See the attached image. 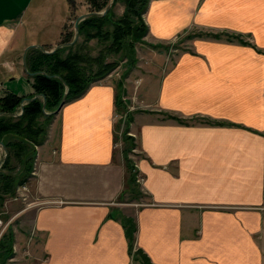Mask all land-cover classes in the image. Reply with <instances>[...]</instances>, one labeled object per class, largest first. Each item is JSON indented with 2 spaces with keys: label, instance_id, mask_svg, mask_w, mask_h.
Masks as SVG:
<instances>
[{
  "label": "crops",
  "instance_id": "obj_1",
  "mask_svg": "<svg viewBox=\"0 0 264 264\" xmlns=\"http://www.w3.org/2000/svg\"><path fill=\"white\" fill-rule=\"evenodd\" d=\"M47 1L0 0V98L36 96L24 52L55 44L66 19V0ZM143 19L147 43L180 53L144 79L147 107L131 127L150 200L127 216L136 246L152 264H263L264 0H151ZM115 96L93 83L55 117L36 148L30 205L9 219L8 264H132Z\"/></svg>",
  "mask_w": 264,
  "mask_h": 264
},
{
  "label": "trees",
  "instance_id": "obj_2",
  "mask_svg": "<svg viewBox=\"0 0 264 264\" xmlns=\"http://www.w3.org/2000/svg\"><path fill=\"white\" fill-rule=\"evenodd\" d=\"M124 2L127 5L124 18L119 21H112L109 12L106 16L98 18L95 16L88 17L81 24H79V35L84 34L87 40L98 38L102 41H108L111 38L114 40V45L119 48L125 45V42L131 39L130 48L134 47L136 43H143L148 33V26L146 25L143 15L146 12L151 0H115V2ZM93 11L96 13L105 10L110 4V0H88ZM71 9L75 8V3L68 0ZM137 9V11L135 10ZM137 14L135 19L131 14ZM123 17V16H122ZM110 22L113 26L112 32H104L103 28ZM214 38H221L220 34H209ZM229 40L238 39V36L226 35ZM73 41V34L71 37H65L62 43L68 44ZM76 45V44H75ZM64 47L57 50L53 54H45L39 49H32L27 55V68L29 73L35 74L33 79V88L35 95L43 96L46 100L44 113V103L41 99L30 101L23 107L22 115L14 117L12 114H17L21 108L24 100L31 98L18 97L14 94H8L0 98V143H3L8 156L0 169V207L3 206L5 196L13 197L18 188L25 186L33 177L34 163L37 155V147L42 146L47 140L48 126L53 122L55 115L53 114L60 105V102L65 95L67 88L69 93L67 95V102L74 101L87 91V89L97 80H102L107 77L116 66L113 64H104V59H93L82 55L79 50L78 53L70 55L74 46ZM129 45V43H128ZM76 47V46H75ZM155 47V46H154ZM47 50V47H44ZM69 51V55L62 57L63 52ZM135 60H133V63ZM92 63H99V70L96 74L89 75L91 68L84 66ZM116 109L119 102L117 96L115 100ZM167 119H173L180 123L181 120L166 115ZM213 125H225L221 122H208ZM185 124V123H184ZM227 125V124H226ZM127 141H134V138L127 136ZM132 149V148H131ZM125 150V165L127 168V176L125 182V189L121 195V200L127 193L134 192L139 188L137 183V173L134 163L129 158V152ZM12 160H16L23 164V169L17 174H4L5 171L13 172ZM121 223L125 230L126 238L129 243V252L135 245L136 224L133 219L121 216ZM14 234L10 228L5 233L0 241V259L6 264L14 257L13 251ZM139 256L142 258V264H152L148 256L140 249H138Z\"/></svg>",
  "mask_w": 264,
  "mask_h": 264
},
{
  "label": "rangeland",
  "instance_id": "obj_3",
  "mask_svg": "<svg viewBox=\"0 0 264 264\" xmlns=\"http://www.w3.org/2000/svg\"><path fill=\"white\" fill-rule=\"evenodd\" d=\"M39 0H35V2H38ZM64 0H48V4L53 6H58L59 9L62 8L60 3ZM75 3V8L71 9L70 5L67 2V6L65 5L64 9V16L66 17L65 22L62 27L61 35L59 37V40L55 44L46 45L44 47H47L46 51H52L56 47L60 45H64L62 43V40L66 37H71L73 34V40L75 38V23L77 19L80 16L89 14V13H96L93 11L91 5L89 4L88 0H72ZM138 1V0H137ZM62 2L61 4H63ZM111 3V0H110ZM109 6V5H108ZM107 6V7H108ZM127 10V5L124 2H114L113 7L109 12L112 13L111 20L112 21H119L124 18L125 12ZM137 11V9H135ZM105 10H102L101 12H104ZM98 12V13H101ZM123 16V17H122ZM131 16L135 19V23H137L136 18L138 17L137 14H131ZM87 19V18H86ZM84 19V20H86ZM82 20L80 24L84 21ZM104 32H112L113 26L110 22H107L105 27L103 28ZM57 35V34H56ZM131 39L127 40L125 42V45L118 49L116 45H114V40L111 38L108 41H102L98 38L92 39L90 41L87 40V37L82 34L79 35L78 41L74 44V49L70 53V55L78 53L79 50L82 55H87V57L93 58V59H104V64H113L116 66L115 70L112 71L107 77H105L102 80H97L95 83H108L115 87L116 89V96H117V102H119V105H117L116 109V119H115V142H116V151L122 154V158L125 161V150H131L129 152V158L134 163V167L136 172L137 166H136V157L138 156L139 149L137 148L136 138L133 136L131 127L134 123L135 116L142 112L143 109H145L146 101H148L147 95L144 94L145 89H147L148 85L145 84L143 87L142 85L145 82V78L151 77L152 75H149L148 73L151 72V70L157 66L159 63V57H167L169 58L174 54L180 53L179 51H170L168 47L163 46H152L149 43H147L144 39L143 43H136L134 44L133 48H130ZM129 43V45H128ZM188 46V47H187ZM189 44L183 43L181 45V48H189ZM43 47V48H44ZM45 49V48H44ZM63 49V48H61ZM180 49V48H179ZM23 53V51L21 52ZM69 55V51L63 52L62 57L65 58ZM170 55V56H169ZM173 58V56H172ZM133 60L135 62L133 63ZM18 66H22V55L18 57L17 60ZM99 63H92L86 64L84 66H89L91 68V72L89 75H94L99 70ZM23 86L22 84L20 85ZM142 90V91H141ZM115 96V100H116ZM42 100V99H41ZM68 102H66L67 104ZM27 105V103L25 104ZM58 109V108H57ZM20 111V110H19ZM18 114V113H17ZM22 115V114H20ZM56 117V122H58V115L54 114ZM166 118V116H161V119ZM55 119V118H54ZM160 119V117H159ZM54 121V120H53ZM54 121V123H55ZM53 122L48 126L47 131V137L48 132ZM127 136H131L134 138V141H127L126 139L129 138ZM132 148V149H131ZM5 156V151L2 147H0V162ZM36 160V158H35ZM35 164V163H34ZM3 165V164H2ZM1 165V167H2ZM12 166L14 168L13 172L5 171L4 174H17L20 170L23 169V164L19 163L16 160H12ZM1 169V168H0ZM137 183L139 185V188L136 189L134 192L127 193L124 196V199H120L121 206L125 207V215L124 217L128 218L127 216L130 214L132 216L140 207L137 205L144 203H149L150 200L147 196L144 198V193L142 191L141 184L143 182V178L140 176L139 173H137ZM26 187H20L16 190L15 195L13 197L5 196L6 199L3 201V206L0 207V222H1V232L2 237L7 231L11 228V221L9 220L14 213L21 208H24L25 205H30L29 197L33 195V187L32 183L25 185ZM144 200V201H143ZM1 203V202H0ZM263 217H262V223H261V230L256 236V242L261 250L262 253V263L264 264V205H263ZM132 219V218H131ZM2 237L0 238V241L2 240ZM14 251V249H13ZM138 248L136 246V243L134 245V248L132 250L131 256V263L132 264H142V258L138 254ZM9 262V261H8ZM8 262L6 264H8ZM0 263H3V260L0 259Z\"/></svg>",
  "mask_w": 264,
  "mask_h": 264
},
{
  "label": "water",
  "instance_id": "obj_4",
  "mask_svg": "<svg viewBox=\"0 0 264 264\" xmlns=\"http://www.w3.org/2000/svg\"><path fill=\"white\" fill-rule=\"evenodd\" d=\"M114 2H115V0H111V3H110L109 6L105 9L104 12H101V13H89V14H86V15L80 16V17L77 19L76 23H75V31H76V34H75V38H74V40H73L71 43L64 44V45H60V46L56 47L54 50H52V51H50V52H49V51H46L42 46H39V45H33V46H29V47H27L26 50H25V52H24V55H23V66H24V68H25L26 73H27L28 75L32 76V77L35 75V74H31V73H29L28 68H27V55H28V52H29L30 50H32V49H39V50H41L42 52H44L45 54H53V53H55L57 50H59V49H61V48H64V47H71V46H73V45L78 41V39H79V30H78V29H79V24H80V22H81L82 20L88 18V17H91V16H95V17H98V18H101V17L106 16V15L109 13V11L111 10V8L113 7ZM68 93H69V89L67 88V91H66L65 95L63 96V98H62V100H61V102H60V105H59L58 109H57L53 114H58V113L62 110V108L64 107V105H65L66 102H67V95H68ZM39 98H42V99H43V103H44V109H43V110H44V113H45L46 115H50V113H47V112L45 111V107H46V100H45V98H44L43 96H38V95H36L35 97H33V98H31V99H26V100H24L23 103H22V105H21V110H23V107L25 106L26 103H28V102H30V101H34V100L39 99ZM1 115H3V114H0V116H1ZM12 116H14V117H19L20 114H12ZM0 147H2V148L4 149V151H5V156H4V158L2 159V161L0 162V168H1V165L5 162V160H6L7 156H8V153H7V151H6V149H5L4 145H3V143H0Z\"/></svg>",
  "mask_w": 264,
  "mask_h": 264
},
{
  "label": "built area",
  "instance_id": "obj_5",
  "mask_svg": "<svg viewBox=\"0 0 264 264\" xmlns=\"http://www.w3.org/2000/svg\"><path fill=\"white\" fill-rule=\"evenodd\" d=\"M18 114H22V111L20 110ZM1 224V222H0ZM1 226V225H0ZM2 237L1 227H0V238Z\"/></svg>",
  "mask_w": 264,
  "mask_h": 264
}]
</instances>
